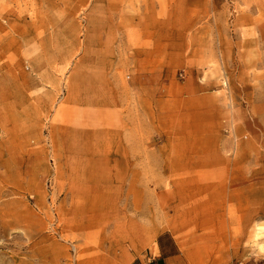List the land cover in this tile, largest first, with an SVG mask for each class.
<instances>
[{"label":"rangeland","instance_id":"rangeland-1","mask_svg":"<svg viewBox=\"0 0 264 264\" xmlns=\"http://www.w3.org/2000/svg\"><path fill=\"white\" fill-rule=\"evenodd\" d=\"M162 232L264 264V0H0V264H150Z\"/></svg>","mask_w":264,"mask_h":264},{"label":"crops","instance_id":"crops-1","mask_svg":"<svg viewBox=\"0 0 264 264\" xmlns=\"http://www.w3.org/2000/svg\"><path fill=\"white\" fill-rule=\"evenodd\" d=\"M88 80V79H87ZM71 85L75 88L86 90L87 92L96 91L99 94L114 93L117 85L114 84L110 74L101 72L96 75L94 80L75 82L72 79ZM150 264H187V257L183 253L180 244L173 236H166L165 232L160 233L152 244L150 255L147 256Z\"/></svg>","mask_w":264,"mask_h":264},{"label":"clouds","instance_id":"clouds-1","mask_svg":"<svg viewBox=\"0 0 264 264\" xmlns=\"http://www.w3.org/2000/svg\"><path fill=\"white\" fill-rule=\"evenodd\" d=\"M261 255H264V247H261V248L259 249V252H258V254H257V258H259V256H261Z\"/></svg>","mask_w":264,"mask_h":264}]
</instances>
